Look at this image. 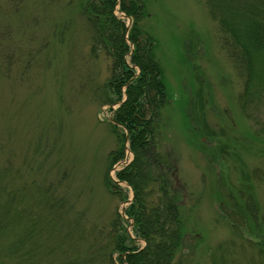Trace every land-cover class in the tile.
Instances as JSON below:
<instances>
[{
    "label": "rangeland",
    "instance_id": "1",
    "mask_svg": "<svg viewBox=\"0 0 264 264\" xmlns=\"http://www.w3.org/2000/svg\"><path fill=\"white\" fill-rule=\"evenodd\" d=\"M88 2L0 0V167L12 170L16 184L34 180L64 200L58 219L69 224L74 244L81 246L76 255L68 249V255L81 257L78 264L110 259L117 264L114 227L134 237L120 215L123 197L131 193L120 185L122 196L113 195L105 184L106 175H113L109 154L120 145L110 122V108L117 106L111 105V58L95 44L84 11ZM143 2L140 26L154 38L167 91L160 142L172 153L185 186L180 189L185 232L180 262L208 264L209 249L239 242L216 214V184L233 195V187L245 188L247 170L264 167V142L239 108L242 80L208 1ZM114 13L131 27V20ZM258 191L262 206L264 185ZM195 236L201 245L193 249ZM101 250L110 254L104 263Z\"/></svg>",
    "mask_w": 264,
    "mask_h": 264
},
{
    "label": "trees",
    "instance_id": "2",
    "mask_svg": "<svg viewBox=\"0 0 264 264\" xmlns=\"http://www.w3.org/2000/svg\"><path fill=\"white\" fill-rule=\"evenodd\" d=\"M207 1L209 14L217 19L222 45L242 80L238 95L241 113L256 127L254 135L264 142V0ZM116 8L132 21L127 38L124 22L114 13ZM84 11L94 27L95 44L111 58L109 88L115 98L111 105L121 102L115 110L110 109L117 124L111 127L120 143L109 154L110 166L124 157L126 143L132 154L131 162L115 173L134 193L125 208V215L133 222L134 239L125 229L120 232L118 224L113 229V251L120 254L117 264H182L185 232L180 189L185 186L178 178L172 153L160 142V109L167 91L155 58L154 38L140 26L144 2L89 0ZM129 44L133 46L131 54ZM223 146L220 140L218 148L224 152ZM12 175L10 168L0 167V264H78L81 257L68 255V249L76 255L81 246L74 244L69 224L58 219L64 200L34 180L18 185ZM106 177L110 193L122 196L121 187L108 174ZM242 180L246 187H233L234 195L216 184V214L239 242L233 239L209 249L208 264H264V205H260L258 191L264 185V167L247 170ZM252 235L259 237L255 240ZM140 240L144 245L136 247ZM200 241L193 237V249ZM109 255L101 250V263ZM108 264L115 263L110 259Z\"/></svg>",
    "mask_w": 264,
    "mask_h": 264
},
{
    "label": "water",
    "instance_id": "3",
    "mask_svg": "<svg viewBox=\"0 0 264 264\" xmlns=\"http://www.w3.org/2000/svg\"><path fill=\"white\" fill-rule=\"evenodd\" d=\"M121 17L126 18L123 14H121ZM111 121H112V119H111ZM132 199H133V193H132L131 199L128 200L127 203H130ZM121 216H122V218H126L125 215H124V204L122 205V208H121Z\"/></svg>",
    "mask_w": 264,
    "mask_h": 264
}]
</instances>
